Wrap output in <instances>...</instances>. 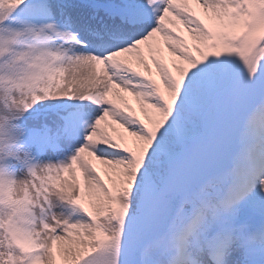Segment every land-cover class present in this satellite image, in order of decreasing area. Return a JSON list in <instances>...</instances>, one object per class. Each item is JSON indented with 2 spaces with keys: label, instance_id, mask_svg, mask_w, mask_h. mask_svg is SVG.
I'll return each instance as SVG.
<instances>
[{
  "label": "snow or ice",
  "instance_id": "6c2138e0",
  "mask_svg": "<svg viewBox=\"0 0 264 264\" xmlns=\"http://www.w3.org/2000/svg\"><path fill=\"white\" fill-rule=\"evenodd\" d=\"M0 264H264V0H0Z\"/></svg>",
  "mask_w": 264,
  "mask_h": 264
}]
</instances>
